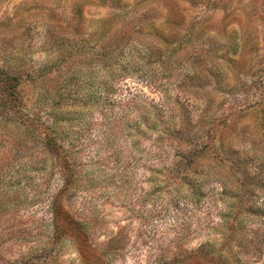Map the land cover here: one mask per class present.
I'll return each mask as SVG.
<instances>
[{
  "label": "rangeland",
  "instance_id": "374dc122",
  "mask_svg": "<svg viewBox=\"0 0 264 264\" xmlns=\"http://www.w3.org/2000/svg\"><path fill=\"white\" fill-rule=\"evenodd\" d=\"M136 40L166 63L112 77L99 55ZM0 73L20 117L0 109V264H264V0H0ZM97 86L57 120L64 187L48 112ZM193 144L191 187L174 155Z\"/></svg>",
  "mask_w": 264,
  "mask_h": 264
},
{
  "label": "trees",
  "instance_id": "16d2710c",
  "mask_svg": "<svg viewBox=\"0 0 264 264\" xmlns=\"http://www.w3.org/2000/svg\"><path fill=\"white\" fill-rule=\"evenodd\" d=\"M136 44H128L127 41H125V44H128V49L124 50L125 47H122L121 52L119 55H112V52L109 51V53H102L101 55H99V60H106L108 58H110L111 60H109L107 62V70L109 71V74L112 77H115V75H120L122 73V70H125V72H127L128 68L130 66H134V71H139L142 72L144 75L145 73H147V71H149L147 69V62H144V66H143V61L144 58L146 57V59L148 57H156L154 59V62H157L161 65H163L162 63L164 62V64L166 63V61L164 60V53H161L158 49H156V53L153 46H151V44L149 43H145L144 41H140V40H136L135 42ZM97 57V56H96ZM146 61V60H145ZM142 64V65H141ZM146 64V66H145ZM97 65H91L89 64L87 66L89 72H92L95 70V67ZM80 67L79 68H74L71 73H69V76L67 77V79H65L63 85L61 86L62 90L65 92L66 96L70 95L72 96L69 99H74L76 97V95H78L81 87H82V79L80 77ZM141 74V75H143ZM14 77L11 75H8L6 73H0V109H10V108H14L17 111L12 112L11 114H8L12 117H16L17 113H19V109H17V105H15V92H14V82H13ZM105 83V82H104ZM60 87V83L57 86V89ZM104 99H106V104L105 105H109V101H108V96L109 94H111V91L108 89H104ZM64 92L62 94H58L57 95V102H53V107L51 108V110L48 112L49 114L52 113L53 116H55V122L53 123V128L52 131H43V136L40 137L41 138V142L43 143L44 147L51 152H57V159L61 164L62 167V182H63V186L64 187H68V182L70 181V175L69 173L72 171V166L71 163L65 158L63 157V155L60 157V154L58 153V147L56 145V137L57 136V129L56 128V124H57V120H63L64 118H66V123H69L71 121H78V119L80 118V114H81V109L83 107H85V103L86 101L95 98L96 102H98L99 100L97 98H100L97 96V94L102 95V86H97L95 89L90 90V92L85 95V99L82 100V97L79 98V100L81 101L80 106L79 105H73L70 103H64V100L62 97V95L64 94ZM68 97V96H67ZM78 97V96H77ZM92 104V103H91ZM63 106H68L69 108L64 109ZM74 106V107H73ZM33 117H31V120H35L36 117H38V113H34L32 112ZM16 118H20V117H16ZM15 118V119H16ZM29 118V117H28ZM18 124H21L23 126V128L21 129L20 132L22 133H26L28 130V126L25 125V123L22 121V119L18 120L17 119ZM34 124V123H32ZM203 147L199 148L197 147V144H193L191 146H189L188 151H186L183 154L180 155H174L175 157V162L174 165L176 166V174L177 176H179L180 179H182L183 182H187L188 184H191L192 187V183L193 180L195 179H191L193 177L194 171L197 172V168L196 166H193V162L195 160V158H197L200 154H202L203 152ZM231 164H235V168L236 170H238V168L240 169L244 164H247V162L245 163L243 160L242 162H240V159H233L231 160ZM196 174V173H195ZM218 176H220L221 178H224V175H221V173H214ZM197 175H201L198 174ZM196 175V176H197ZM200 184V183H199ZM195 187V184L193 185V189ZM231 186L228 187L227 182L225 183V188H223V191L227 189H230ZM232 197V195H230V198ZM231 203V207L233 206Z\"/></svg>",
  "mask_w": 264,
  "mask_h": 264
}]
</instances>
